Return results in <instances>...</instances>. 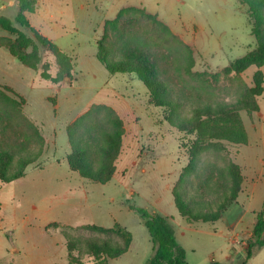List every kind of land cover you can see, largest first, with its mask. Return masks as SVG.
Here are the masks:
<instances>
[{
  "label": "rangeland",
  "instance_id": "obj_1",
  "mask_svg": "<svg viewBox=\"0 0 264 264\" xmlns=\"http://www.w3.org/2000/svg\"><path fill=\"white\" fill-rule=\"evenodd\" d=\"M128 6L144 7L180 39L166 45L158 41L151 57L156 59L167 88L182 101L177 113L180 117L190 118L196 104L235 101L243 87H251L256 71L264 73V67L254 66L240 74L223 73L230 62L255 47L246 7L238 0H40L38 11L28 18L33 25H41L43 33L59 34L57 45L74 48L70 56L73 68L69 77L59 75L54 56L36 42V70L20 64L0 46V91L19 103L14 108L0 97V136L3 129H11L30 153L41 151L39 158L25 168L23 177L0 182V264H146L152 255V243L130 205L168 218L177 243L185 251L186 264H264V245L260 249L254 246L252 257L246 259L252 230L244 233L235 223L240 214L249 221L253 212L261 210L264 199V82L263 92L256 99L258 110L239 112L247 142H217V148L200 155L182 186L194 203L207 202L210 207L217 193H229L226 168L232 163L244 178L236 203L214 223H190L179 217L172 190L188 164L187 150L193 136L165 120L167 108L148 103L141 82L132 80L124 87L123 75H110L95 58L94 39H101L105 21ZM16 14L17 7H11L3 17L31 37L14 21ZM135 15L120 23L121 30L161 35L153 24ZM15 37L0 29L1 43H12ZM31 51L29 47L26 53ZM42 71L58 78V82L42 79ZM6 84L12 86V93L4 91ZM98 104L122 112L119 116L111 108L121 117L124 132L115 172L105 184L79 177L66 162L70 151L66 128ZM31 126L38 131L41 144L36 142ZM115 224L131 236L126 253L106 262L87 255L86 240L109 239L122 244V237L82 227L112 228ZM65 232L77 241L71 261ZM11 248L17 252L11 253Z\"/></svg>",
  "mask_w": 264,
  "mask_h": 264
},
{
  "label": "trees",
  "instance_id": "obj_2",
  "mask_svg": "<svg viewBox=\"0 0 264 264\" xmlns=\"http://www.w3.org/2000/svg\"><path fill=\"white\" fill-rule=\"evenodd\" d=\"M37 2L38 0H15L17 14L14 21L27 29L31 37H27L18 31L12 25V21L0 16V29L16 35L12 43L6 45L0 42V46L4 47L23 66L36 70L39 59L34 43L36 42L47 48L54 56L59 66V75L63 74L69 77L73 68V59L34 30L25 16L26 13L35 12ZM238 3L246 7L245 17L250 34L255 40V47L244 57L230 62L223 69L225 75L243 73L251 66L257 69L264 67V0H238ZM132 14H136L135 17L140 16L144 21L153 24L161 35H149L140 30H137V33L135 29L131 32L121 30L120 23ZM178 40L180 41L163 22L158 20L155 15L147 13L144 7L128 6L120 9L114 19L105 21L102 37L96 41V59L110 75H127L141 82L148 93V103L162 109L167 108L165 120L177 126L180 132L193 136L187 150L188 164L183 169L182 177L172 190L173 202L178 216L185 218L190 223H214L220 220L224 213L236 203L244 182L240 168L235 164H229L226 168L229 178V185L226 190L229 193L226 191L217 193L218 195L210 207H208L207 202L194 203V200L188 196V191L186 192L182 186L187 181L188 173L198 163L200 155L211 147L217 148L219 146L217 142L226 141L237 145H243L247 142V134L239 112L245 111L250 114L258 110L256 99L263 92L264 73L260 70L256 71L252 76L251 87H243L241 96L235 101L196 104L192 107L190 118L180 117L177 113L182 101L167 88L159 75L155 64L156 59H151L158 41L166 45V42L172 44L173 42L178 43ZM181 46L188 51V47L184 46L183 43ZM29 47L32 48L30 54L26 53ZM167 51L172 52L173 50ZM40 76L42 79L53 83L59 80L52 78L44 71L40 73ZM4 91L12 93L8 87H5ZM0 97L10 103L11 107H19L16 100L7 98L1 91ZM28 127L30 128V124ZM31 128L33 129L32 126ZM33 132L37 138L36 142L41 144L42 140L38 131L33 129ZM123 133L121 119L113 109L104 104L90 107L86 113L79 116L66 128V137L70 147V151L66 155L69 170L94 183L105 184L109 182L116 169L115 162L121 151ZM40 154V150L34 154L30 153L18 135L14 134L11 129H3L0 136V182L9 183L23 177L25 168L35 162ZM218 184L219 182L216 184V191L217 187H220ZM223 187L225 189V186ZM204 195H206L205 192ZM213 207H215L214 210ZM130 209L142 220L152 243V255L146 264H186L185 251L177 243L173 227L168 223L167 217L151 214L134 205H130ZM82 228L106 235L115 233L121 235L122 244L112 242L109 239L100 242L98 239L91 238L85 241V253L95 258L101 257L104 262L116 259L126 253L131 243L130 234L117 224L112 228L94 225H86ZM64 236L67 241L68 258L71 261L72 253L77 249V241H74L66 232ZM263 237L264 200L261 210L255 216L251 240L248 241L245 252L246 259L252 257L254 246L256 249H260L264 245ZM209 264L220 263L212 261Z\"/></svg>",
  "mask_w": 264,
  "mask_h": 264
},
{
  "label": "crops",
  "instance_id": "obj_3",
  "mask_svg": "<svg viewBox=\"0 0 264 264\" xmlns=\"http://www.w3.org/2000/svg\"><path fill=\"white\" fill-rule=\"evenodd\" d=\"M39 3H40V0H38L37 2V6H39ZM36 6V10L34 13H36L38 11V7ZM11 7H16L15 5V0H0V15L4 16L3 13L8 9V8H11ZM32 13V14H34ZM28 14L29 13H26L25 16L30 24V26L36 30L40 35H42L43 37L47 38L51 43H53L54 45H56L62 52H64L65 54L71 56L73 53H74V48L70 45V47L68 49H66V47H63V45H57L56 44V38H58L59 34L58 35H48L46 33H43V29H42V26L41 25H33L31 22H30V18H28ZM98 39V38H97ZM97 39H94L95 41V45H96V40ZM95 55V54H94ZM95 58H96V55H95ZM75 68H76V65H75ZM134 80V78L130 77V76H127V75H123V78L121 79V82L123 84L124 87H126L127 85L129 86L130 83L129 82H134L132 81ZM119 81V80H118ZM107 84V82L105 83V85ZM9 88H12L11 85H7ZM13 89V88H12ZM124 101L123 103L124 104H128V102H126V100H122ZM113 108L116 113L120 116V114H122V112L119 110V112L116 110V108L114 107H111ZM121 118V117H120ZM67 138V137H66ZM264 200V199H263ZM263 202V201H262ZM255 216H256V213L253 212L252 214V218L249 220V221H246L245 220V217L244 215L240 214V216L238 217V219L236 220V224H237V227L239 228L240 231H243L244 233H250L251 230H252V227L254 226V223H255ZM235 224V225H236ZM3 248V241H2V238H0V249ZM233 250V249H231ZM13 252H17L16 249L14 248H11V253ZM229 258V257H227Z\"/></svg>",
  "mask_w": 264,
  "mask_h": 264
}]
</instances>
